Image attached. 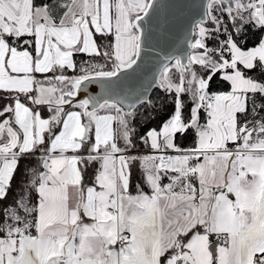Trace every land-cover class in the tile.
Wrapping results in <instances>:
<instances>
[{
  "label": "snow or ice",
  "instance_id": "6c2138e0",
  "mask_svg": "<svg viewBox=\"0 0 264 264\" xmlns=\"http://www.w3.org/2000/svg\"><path fill=\"white\" fill-rule=\"evenodd\" d=\"M0 264H264V0H0Z\"/></svg>",
  "mask_w": 264,
  "mask_h": 264
},
{
  "label": "water",
  "instance_id": "95a60500",
  "mask_svg": "<svg viewBox=\"0 0 264 264\" xmlns=\"http://www.w3.org/2000/svg\"><path fill=\"white\" fill-rule=\"evenodd\" d=\"M88 91H89L90 94L95 95V94H98L100 92V88H99L98 85H91V86H89V90Z\"/></svg>",
  "mask_w": 264,
  "mask_h": 264
},
{
  "label": "trees",
  "instance_id": "16d2710c",
  "mask_svg": "<svg viewBox=\"0 0 264 264\" xmlns=\"http://www.w3.org/2000/svg\"><path fill=\"white\" fill-rule=\"evenodd\" d=\"M19 177H17V179H18Z\"/></svg>",
  "mask_w": 264,
  "mask_h": 264
}]
</instances>
